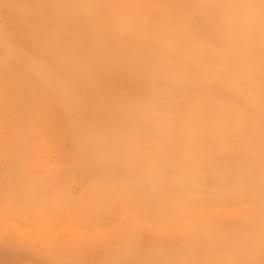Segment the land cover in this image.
<instances>
[{
    "label": "bare ground",
    "instance_id": "1",
    "mask_svg": "<svg viewBox=\"0 0 264 264\" xmlns=\"http://www.w3.org/2000/svg\"><path fill=\"white\" fill-rule=\"evenodd\" d=\"M8 15L2 159L34 149L60 165L66 140L70 172L91 179L102 204L90 196L88 218L140 205L182 232L133 238L128 224L112 243H83L90 255L104 264H264V0H38ZM207 212L245 227L221 234L211 259L191 241L177 256L168 244L209 232L189 221ZM6 238L0 253L19 256L25 239ZM64 240L45 248L62 252Z\"/></svg>",
    "mask_w": 264,
    "mask_h": 264
},
{
    "label": "rangeland",
    "instance_id": "2",
    "mask_svg": "<svg viewBox=\"0 0 264 264\" xmlns=\"http://www.w3.org/2000/svg\"><path fill=\"white\" fill-rule=\"evenodd\" d=\"M36 1L38 0H0V15L6 19L13 6ZM5 55L6 51L0 48V63L5 61ZM63 144L66 149V159L62 160L60 165L52 164L49 166L46 161L37 159L40 156L38 150L31 149L27 152L25 149L19 148L17 154H14V158L3 157V160L1 155L5 152L4 155L8 157V152L0 149V154L2 153L0 155V240H3L0 241V247L5 246L7 236H16L18 240L25 239V241L23 240L25 244L20 242V246L26 251L25 253L24 249H21L22 252L17 251V254L20 253L19 256L15 252V258L14 255H10L13 253L4 248L6 249L5 253H0L2 254L0 255V264H104L105 257L101 254L90 255L89 246L85 245L87 242L90 243V247L91 245L96 247L97 244L105 242L112 243L118 234L128 232V224L132 225L133 238L149 239L157 236L162 230L170 233L171 231L179 232L177 226L164 228L167 226L162 223L158 216L161 214L157 213V215L153 209L140 205L126 207L116 203L108 206L109 209L106 212L96 211L97 213L88 218L89 209L86 208L89 205L87 200L93 196L98 203H96L97 206H100L102 205L100 198L96 196L98 193L90 194L88 192L92 183L91 179L70 172L67 157L71 150L66 140L63 141ZM71 200H79L81 203L74 204L70 202ZM215 217L213 212L204 213L202 216L193 214L189 221H194L199 227L208 228L210 231L206 234L194 231L191 234L193 235L191 240L185 239V242L172 241L168 244V248L181 258L187 257L190 254L189 249L193 248L198 253L208 254L211 259L216 253L218 248L216 240L221 234L240 232L245 227L244 223L231 216L227 217L223 226H220L214 219ZM92 220L93 223H90ZM181 233L179 232L180 236ZM75 238L76 240L81 238L82 247L80 249L84 248L80 251L75 250L77 246H74V249L72 247L73 242L76 241ZM62 239H66L62 244L69 240L72 249L68 247L70 245L68 242L66 243L68 248L62 252L59 250L57 252V248H54L55 250L45 248L46 244L53 245L54 242ZM52 241L54 242L51 243ZM190 241L194 243L191 248L188 245ZM80 243L77 244L80 246ZM59 249L61 250V248ZM29 250L30 252L32 250L31 254Z\"/></svg>",
    "mask_w": 264,
    "mask_h": 264
}]
</instances>
